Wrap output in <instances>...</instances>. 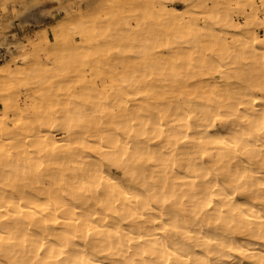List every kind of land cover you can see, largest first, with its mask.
Segmentation results:
<instances>
[{"label":"clouds","instance_id":"obj_1","mask_svg":"<svg viewBox=\"0 0 264 264\" xmlns=\"http://www.w3.org/2000/svg\"><path fill=\"white\" fill-rule=\"evenodd\" d=\"M0 264H264V0H0Z\"/></svg>","mask_w":264,"mask_h":264}]
</instances>
